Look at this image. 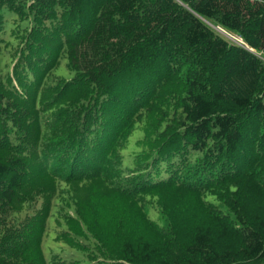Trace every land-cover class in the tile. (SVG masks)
I'll return each mask as SVG.
<instances>
[{
    "label": "trees",
    "instance_id": "1",
    "mask_svg": "<svg viewBox=\"0 0 264 264\" xmlns=\"http://www.w3.org/2000/svg\"><path fill=\"white\" fill-rule=\"evenodd\" d=\"M0 9V264H264V0Z\"/></svg>",
    "mask_w": 264,
    "mask_h": 264
},
{
    "label": "rangeland",
    "instance_id": "2",
    "mask_svg": "<svg viewBox=\"0 0 264 264\" xmlns=\"http://www.w3.org/2000/svg\"><path fill=\"white\" fill-rule=\"evenodd\" d=\"M1 3V0H0ZM3 13V10L0 9V14ZM14 16L11 14H4V16L2 17L3 23V29L0 31V42L4 41V48H0V69H2L3 65H5V59L7 58V56L9 57L10 54V50L12 49L14 43L11 39H9V30H10V26L11 23L14 21ZM239 37H235L232 36V38L229 37V39L236 45L242 44L243 45V41L242 39H238ZM233 39H235L238 42H234ZM239 43V44H238ZM240 46V45H239ZM241 47V46H240ZM8 52V53H7ZM262 101L264 102V94L262 95ZM185 210L183 208H181L180 212H184Z\"/></svg>",
    "mask_w": 264,
    "mask_h": 264
}]
</instances>
